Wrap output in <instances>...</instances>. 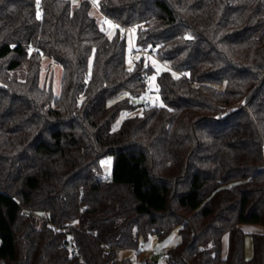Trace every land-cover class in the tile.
<instances>
[{
	"label": "trees",
	"instance_id": "16d2710c",
	"mask_svg": "<svg viewBox=\"0 0 264 264\" xmlns=\"http://www.w3.org/2000/svg\"><path fill=\"white\" fill-rule=\"evenodd\" d=\"M39 2L0 0V264H133L176 228L168 264H264V0Z\"/></svg>",
	"mask_w": 264,
	"mask_h": 264
},
{
	"label": "rangeland",
	"instance_id": "374dc122",
	"mask_svg": "<svg viewBox=\"0 0 264 264\" xmlns=\"http://www.w3.org/2000/svg\"><path fill=\"white\" fill-rule=\"evenodd\" d=\"M85 1V0H81ZM77 1V2H81ZM92 15L95 19L101 24L106 20L101 13V11L97 7H93ZM106 26H103L104 30L108 29V35L113 36L117 27H113L116 23L111 22V26L109 23L105 22ZM108 27V28H107ZM127 62L126 67L129 69L130 67L133 69L135 63L141 58H145L148 63L152 66L155 73L149 78L148 88L150 91L155 92L157 90V74L169 71L172 74H176L173 70H171L166 64L157 59L156 54L153 57H148L143 54L141 51L135 49L137 45L135 43L134 34L135 32L128 31L127 32ZM131 61V63H129ZM2 73V69H1ZM61 78H62V69L59 65L49 60L48 58H43L42 60V71L40 76V82L42 85H47L48 88L51 89L52 93L56 96H59L61 93ZM152 97H158L156 94L151 95ZM125 115V114H124ZM123 117V115H122ZM110 170V169H108ZM181 241L178 229H174L165 239L160 240L155 236H151L148 238L146 242H142L140 249L141 252L137 253L133 250H122L119 252L120 260L129 259L133 264H137L143 262L144 260H150L153 262H158V264H168V262H160L158 260L159 254H168V252L177 246ZM245 256L247 259H250L253 256V241L250 232H246L245 235ZM153 254H156L155 256Z\"/></svg>",
	"mask_w": 264,
	"mask_h": 264
},
{
	"label": "built area",
	"instance_id": "2783aa9c",
	"mask_svg": "<svg viewBox=\"0 0 264 264\" xmlns=\"http://www.w3.org/2000/svg\"><path fill=\"white\" fill-rule=\"evenodd\" d=\"M77 1H81V0H75V2ZM89 2H91L92 4H96L98 0H87ZM38 6V9L41 11L40 13V17H42L43 15V7H42V3L39 2V4H37ZM114 23V21L110 20V23ZM130 31L134 30V28H129ZM138 50H140L143 54L147 55L148 57H153L154 54H156V51L151 49L150 47H142V48H138ZM140 100L144 103H146V106L147 108H151L152 106L154 105H157L158 104V99L156 97H150V96H142L140 97ZM73 224V222L71 223ZM52 228L56 229V230H59V228L53 226ZM67 249H69L71 252H72V255L76 256L77 253H78V247L76 245V243L73 241V240H70V242L67 244ZM154 256L156 254H153ZM167 254H159L158 255V260L160 262H167Z\"/></svg>",
	"mask_w": 264,
	"mask_h": 264
},
{
	"label": "crops",
	"instance_id": "0c3cea01",
	"mask_svg": "<svg viewBox=\"0 0 264 264\" xmlns=\"http://www.w3.org/2000/svg\"><path fill=\"white\" fill-rule=\"evenodd\" d=\"M242 229L244 232L248 233L250 232L251 234L258 233V234H264V227L259 226V225H243ZM227 237L224 238L223 242V255H226L227 253Z\"/></svg>",
	"mask_w": 264,
	"mask_h": 264
},
{
	"label": "snow or ice",
	"instance_id": "6c2138e0",
	"mask_svg": "<svg viewBox=\"0 0 264 264\" xmlns=\"http://www.w3.org/2000/svg\"><path fill=\"white\" fill-rule=\"evenodd\" d=\"M74 2H75V0H74ZM37 4H39V0H37ZM39 13H37V18H39ZM109 24H110V22H108ZM111 26V25H110ZM113 27H119V26H113ZM133 31H135V30H133ZM111 38V37H110ZM190 38V37H189ZM129 63H131V61H129ZM130 72L132 71V68L130 67L129 69H128Z\"/></svg>",
	"mask_w": 264,
	"mask_h": 264
}]
</instances>
